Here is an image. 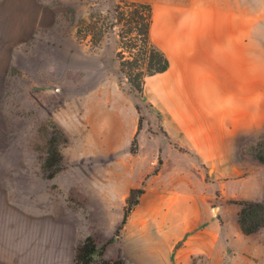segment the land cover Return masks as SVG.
I'll list each match as a JSON object with an SVG mask.
<instances>
[{"label":"rangeland","instance_id":"obj_1","mask_svg":"<svg viewBox=\"0 0 264 264\" xmlns=\"http://www.w3.org/2000/svg\"><path fill=\"white\" fill-rule=\"evenodd\" d=\"M113 3L36 0L28 22L20 19L28 2L0 0V54L8 60L0 75V264H73L78 241L95 232L111 236L130 187H139L155 168L104 259L118 256L132 264L124 251L126 226H137L134 218L149 210L154 196L179 193L194 199L212 229L215 218L220 224L228 242L219 264H264V229L248 237L235 223L239 196L264 197V163L251 155L264 137V123L236 137L234 153L219 170L165 135L161 113L136 96L119 71L116 34L109 32L94 45L84 29L76 33L91 11L105 13ZM58 128L68 136L58 146L65 167L46 178L41 170L46 138ZM39 172L54 180L52 195L41 204L28 194ZM55 180L76 186L62 194ZM39 205L46 206L47 216L37 217ZM149 225L154 227V220ZM222 242L221 236L216 239L217 247ZM208 262L215 263L208 255L194 257V264Z\"/></svg>","mask_w":264,"mask_h":264},{"label":"crops","instance_id":"obj_2","mask_svg":"<svg viewBox=\"0 0 264 264\" xmlns=\"http://www.w3.org/2000/svg\"><path fill=\"white\" fill-rule=\"evenodd\" d=\"M18 1L30 4L20 19L31 21L36 0ZM139 1L152 5L150 39L169 61L166 71L146 76L144 95L161 113L168 135L219 170L234 153L236 137L264 123V0ZM7 62L0 54L1 76ZM41 174L28 191L40 204L48 202L54 181ZM55 181L62 194L76 186ZM203 204L214 212L208 201ZM38 208L37 217L47 216L46 206ZM134 222L137 226H126L124 233L125 256L132 264H194L202 255L214 264L222 261L228 239L216 218L213 229L206 224L188 195L154 196Z\"/></svg>","mask_w":264,"mask_h":264},{"label":"trees","instance_id":"obj_3","mask_svg":"<svg viewBox=\"0 0 264 264\" xmlns=\"http://www.w3.org/2000/svg\"><path fill=\"white\" fill-rule=\"evenodd\" d=\"M113 1V7L105 13L100 9L91 11L88 18L82 20L76 33L81 34L84 29L85 35H89L91 42L96 45L107 33L114 32L117 37L116 57L120 73L126 79L130 90L149 106H152V103L144 95V80L146 76L162 73L169 67L165 53L150 39L152 5L147 1L139 0ZM134 107L139 114L140 106L135 103ZM139 129L140 119L132 144H136V135ZM57 131L46 138V155L41 164V170L46 178H52L65 167L58 146L60 143H66L68 136L61 128H58ZM164 134L168 136L166 131ZM136 151L131 145L130 152L136 153ZM251 155L254 161L264 163V137L251 147ZM157 171L158 168H155L146 174L139 187H130L128 195L124 198L125 205L121 221L111 236L106 237L95 232L78 241L74 249L73 264H127L124 259L118 256L107 259L103 257L107 250L119 240L128 216L145 191V179ZM236 207L235 223L242 234L255 237L260 229H264V197L251 199L239 196Z\"/></svg>","mask_w":264,"mask_h":264}]
</instances>
